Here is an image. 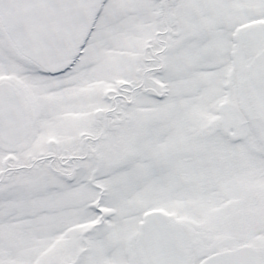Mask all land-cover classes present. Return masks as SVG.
<instances>
[{
	"label": "snow or ice",
	"instance_id": "obj_1",
	"mask_svg": "<svg viewBox=\"0 0 264 264\" xmlns=\"http://www.w3.org/2000/svg\"><path fill=\"white\" fill-rule=\"evenodd\" d=\"M0 264H264V0H0Z\"/></svg>",
	"mask_w": 264,
	"mask_h": 264
}]
</instances>
